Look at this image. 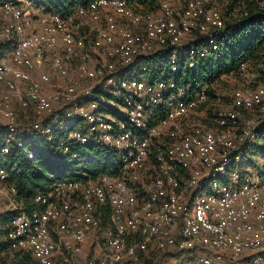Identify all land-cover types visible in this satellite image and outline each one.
Listing matches in <instances>:
<instances>
[{
  "label": "built area",
  "instance_id": "1",
  "mask_svg": "<svg viewBox=\"0 0 264 264\" xmlns=\"http://www.w3.org/2000/svg\"><path fill=\"white\" fill-rule=\"evenodd\" d=\"M223 29L206 0H158L153 11L80 0L65 14L0 0V154L57 140L62 154L71 143L115 151L122 166L114 177L56 181L29 211L8 181L16 166L0 167L14 214L0 219V264L14 252L37 264H168L164 254L264 264V154H252L264 147V84L253 76L211 99L214 82L191 92L151 80L156 67L142 62L171 48L173 64L179 54L193 68Z\"/></svg>",
  "mask_w": 264,
  "mask_h": 264
},
{
  "label": "trees",
  "instance_id": "2",
  "mask_svg": "<svg viewBox=\"0 0 264 264\" xmlns=\"http://www.w3.org/2000/svg\"><path fill=\"white\" fill-rule=\"evenodd\" d=\"M135 8L147 11L157 8L158 0H126ZM47 11L58 14L67 13L80 0H34ZM223 6L224 29L215 34L218 50L207 58L199 60L193 68H188L186 58L177 54L172 63L174 51L164 48L144 59L145 65L156 67L149 73L151 80H169L189 87L195 92L204 83L214 82V89L208 95L214 99L219 92L222 77L239 80L241 65L245 72L254 76L258 83L264 84V0H225ZM200 38L197 37V40ZM173 67L175 70L173 71ZM212 101V100H211ZM253 155L264 154V147L254 144ZM33 154V159L28 154ZM15 165V172L8 171ZM0 167L9 172V183L16 189V202L25 211L32 207V199L37 193H45L48 187L59 180L87 182L101 175L118 176L122 166L115 151L94 146L71 143L69 153L62 154L57 140L52 143L30 141L23 148H11L9 154H0ZM9 212L0 214V219L12 216ZM4 249V246L1 247ZM11 257L8 264H37L27 252L7 253ZM6 259V258H5ZM145 257L141 264H151ZM4 264L5 261L2 260Z\"/></svg>",
  "mask_w": 264,
  "mask_h": 264
},
{
  "label": "rangeland",
  "instance_id": "3",
  "mask_svg": "<svg viewBox=\"0 0 264 264\" xmlns=\"http://www.w3.org/2000/svg\"><path fill=\"white\" fill-rule=\"evenodd\" d=\"M168 1L171 2L172 4H176L180 0H168ZM206 2L209 5L220 9L223 14V10H224L223 6L224 4H226L225 0H206ZM252 79H253V75L251 74L249 75L247 74V72H245V74H243L241 78H239V80H233V79L231 80L230 78L223 77L221 79L223 83L218 85L219 87L218 93L221 95V97L222 96L227 97V94H229L233 90L242 89L245 88L246 86H250L251 83L253 82ZM256 157L257 158L254 159L255 161L254 166L256 167L255 172H260L261 170H263V162L260 160L259 156ZM9 208H10L9 203L7 202L6 196L4 195V193L0 192V214L7 211ZM93 247L94 246L89 247L87 244L85 246V251L88 252L89 254H91V252L99 253L101 251V249L99 250V248L94 247V250L90 252L89 248L92 249ZM198 255H202V254H198ZM163 256L165 260L168 262V264H178V262L179 264H188L191 261L190 258H192L194 255L183 254L182 256H180L174 254H164Z\"/></svg>",
  "mask_w": 264,
  "mask_h": 264
}]
</instances>
